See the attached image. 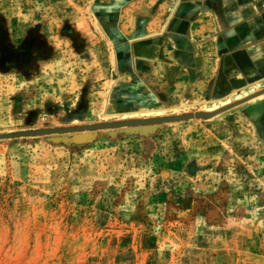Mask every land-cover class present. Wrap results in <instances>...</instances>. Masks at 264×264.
Segmentation results:
<instances>
[{
  "label": "rangeland",
  "instance_id": "rangeland-1",
  "mask_svg": "<svg viewBox=\"0 0 264 264\" xmlns=\"http://www.w3.org/2000/svg\"><path fill=\"white\" fill-rule=\"evenodd\" d=\"M190 1L0 0V264H264V0Z\"/></svg>",
  "mask_w": 264,
  "mask_h": 264
},
{
  "label": "crops",
  "instance_id": "crops-1",
  "mask_svg": "<svg viewBox=\"0 0 264 264\" xmlns=\"http://www.w3.org/2000/svg\"><path fill=\"white\" fill-rule=\"evenodd\" d=\"M230 0H192L189 3L184 4V6H182L180 8V13L177 14V17L179 19V16L182 17V19L186 20V19H190L191 17L187 16L188 15V11L191 9V7L193 5L195 6H200L202 5L201 8H203V10H205V6L207 5H213L214 3L218 4H214V12L217 14H219L220 16H223L225 12L224 9L220 8L219 4H227ZM214 2V3H213ZM239 4V5H238ZM237 4V9H235V12H232L231 10H228L229 13L226 14L225 19L226 20H234V19H250L252 16V14H254L257 9H255L254 7L252 8V5L249 3L248 0H239V3ZM204 6V7H203ZM227 7V5H226ZM202 16H204V13L202 14ZM180 17V18H181ZM222 19V18H221Z\"/></svg>",
  "mask_w": 264,
  "mask_h": 264
},
{
  "label": "water",
  "instance_id": "water-1",
  "mask_svg": "<svg viewBox=\"0 0 264 264\" xmlns=\"http://www.w3.org/2000/svg\"><path fill=\"white\" fill-rule=\"evenodd\" d=\"M192 116H195V115H184V116H177V117L153 118V119H148V120L137 121L136 123L180 120V119L189 118V117H192ZM122 124H126V123L94 124V125H88V126L80 127V128L81 129H84V128H100V127H110V126L122 125ZM46 132H50V131H44V132H25V133H19V134H16V135L39 134V133H46ZM4 136H11V135H4Z\"/></svg>",
  "mask_w": 264,
  "mask_h": 264
},
{
  "label": "bare ground",
  "instance_id": "bare-ground-1",
  "mask_svg": "<svg viewBox=\"0 0 264 264\" xmlns=\"http://www.w3.org/2000/svg\"><path fill=\"white\" fill-rule=\"evenodd\" d=\"M261 94V93H260ZM237 95H240L241 96V94H237ZM236 96V95H235ZM239 98V97H238ZM247 99V98H246ZM249 99V98H248ZM239 100V99H238ZM230 101V100H229ZM219 102H220V100H219ZM226 102H228V101H226ZM242 102V101H241ZM214 104H215V106L218 104V103H215L214 102ZM214 104H213V106H214ZM240 104V103H239ZM236 105V104H235ZM211 107V106H210ZM144 113V112H143ZM152 113H157V114H162L163 113V110L162 109H157V110H148L147 111V114H152ZM135 114H137V113H135ZM128 114L126 113V116H127ZM162 116V115H161ZM156 118V117H155ZM147 119V118H146ZM149 119V118H148ZM152 119V118H151ZM99 122V121H98Z\"/></svg>",
  "mask_w": 264,
  "mask_h": 264
}]
</instances>
